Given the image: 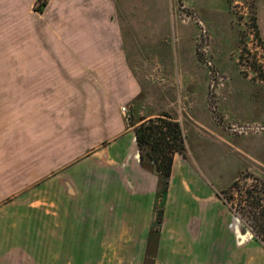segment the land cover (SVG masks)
<instances>
[{
  "label": "rangeland",
  "instance_id": "obj_1",
  "mask_svg": "<svg viewBox=\"0 0 264 264\" xmlns=\"http://www.w3.org/2000/svg\"><path fill=\"white\" fill-rule=\"evenodd\" d=\"M115 1L118 10L115 19L129 50L130 71L141 86L140 97L120 106V112L125 108V112H121L125 122L150 113L157 117L167 114L180 120L186 139L184 157L179 154L182 164L186 162L195 178L214 193L226 192L227 203L219 201L228 210L227 224L231 227L226 235L229 242L225 245L222 240L225 228L220 213L210 214L218 220L211 232L205 226L200 227L201 219H195L201 222L198 224L201 239L196 240L198 247L208 241L206 245L213 251L209 256L204 252L203 258L199 252L184 259V264H208L210 258L220 264H264V237L253 229L264 220L260 216L257 221L258 210L251 206L252 201H256L252 198L259 195L264 198L261 190L264 189V0ZM41 6L34 9L32 5V10L37 12ZM38 17L32 13L29 16L23 6L18 7L12 17L0 15V143H12L9 151L20 150L16 143H40L44 148L38 150L43 151L51 143H70L75 147L79 143L87 144L88 140L82 124L65 122L67 117L60 109L65 106V100H54L55 113L42 115L45 112L41 105L46 100L31 98L35 86L27 84L33 90H25L22 83V79L34 78L40 69L36 62H31L36 60V54L37 59L45 55L43 45L67 43L66 14ZM26 46L37 49L38 53H34L33 58L27 57L23 52ZM26 65L30 68L26 69ZM179 76H189L191 82L181 83ZM68 87L83 96L78 91L83 88L80 85ZM80 116L73 114L68 118L80 122ZM233 135L248 137L252 143H228ZM139 165L154 174L147 161ZM96 166L91 161L86 170L96 171ZM46 178L34 181L27 191L34 189L35 184H43ZM234 182L236 186L231 187ZM52 188L47 184L41 186L40 191L44 190L43 194L47 192L49 196ZM175 191L176 187L172 201L178 197ZM36 198L39 194L32 191L29 203ZM44 203L42 217L46 221L50 214L46 212L50 209L48 202ZM187 208L190 213H185L183 223L188 214L195 215L194 205L189 204ZM169 212L175 215L173 208ZM35 213H27L29 223L30 214L34 220ZM33 230L29 226V234ZM28 240L31 242L30 237ZM44 247L45 256L51 258L52 245ZM104 248L116 252L118 247ZM190 248L188 246V253ZM121 249L118 254L111 253L109 259H92L91 264L144 263L146 249L142 260L115 258L123 255L125 249ZM27 250L28 258L22 262L35 264V245L29 243ZM156 253L157 248L153 264ZM59 262L84 264L83 260H44V264Z\"/></svg>",
  "mask_w": 264,
  "mask_h": 264
},
{
  "label": "crops",
  "instance_id": "obj_2",
  "mask_svg": "<svg viewBox=\"0 0 264 264\" xmlns=\"http://www.w3.org/2000/svg\"><path fill=\"white\" fill-rule=\"evenodd\" d=\"M38 1L41 0H0V15L4 16L12 17L20 6L29 16L32 13L38 18L44 14H66L67 43L43 45L45 55L37 59L36 54V60L31 62H36L40 69L34 78H21L22 83L25 90H33L27 84L35 86L31 98L48 101L41 105L45 112L42 115L55 113L54 100H65V106L60 108L67 117L65 122L82 124L88 140L87 144L79 143L75 147L70 143H51L43 151L38 150L44 148L40 143H16L20 148L17 151H9L12 143H0V264H27L22 260L28 258L29 243L35 245V264H44L46 259L83 260L84 264H91L92 259H109L120 248L125 252L115 258L142 260L153 219L157 177L140 168L133 128L126 126L120 112L121 105L140 97L141 86L130 71L129 50L115 19L116 1L44 0L42 6H36ZM32 5L34 9L41 6L40 10L33 11ZM23 52L27 57L38 53L37 49L27 46ZM189 78L179 76L181 83L191 82ZM71 84L83 87L78 90L83 96L69 88ZM73 114L81 115L82 121L68 118ZM155 117L154 113L141 114L136 120L132 117V121ZM248 139L233 135L228 143H252ZM179 156L173 157L155 264H184V259L199 252L202 258L204 252L212 255L213 249L206 245L208 241L198 247L201 222L196 220L201 219L200 227L205 226L211 232L218 221L210 216L214 212L223 216L222 240L225 245L229 242L226 233L231 226L227 224V208L195 178L186 162L182 164ZM91 161L97 164L96 171L86 170ZM47 171L50 172L46 174ZM45 177L43 184H35L34 189L27 191L30 184ZM47 184L53 187L49 196L40 191ZM175 187L178 197L172 201ZM32 191L39 198L29 203ZM44 201L50 209L46 212L50 213L46 221L42 217ZM189 204L194 205L195 215L188 214L183 223L185 213H190ZM170 208L175 215L169 212ZM30 210L36 215L33 220L30 214L29 223ZM29 226L34 229L31 234ZM45 244L52 245L51 258L45 256ZM114 245L119 248L116 252L104 248ZM208 264L220 262L210 258Z\"/></svg>",
  "mask_w": 264,
  "mask_h": 264
},
{
  "label": "trees",
  "instance_id": "obj_3",
  "mask_svg": "<svg viewBox=\"0 0 264 264\" xmlns=\"http://www.w3.org/2000/svg\"><path fill=\"white\" fill-rule=\"evenodd\" d=\"M126 126L133 128L141 165L147 161L157 177L153 219L148 233L143 263L153 264L160 226L162 224L165 196L171 176L173 157L175 154H180L184 157L186 139L181 123L176 118L167 114L142 122H133L131 119L130 122L126 123ZM233 186H236V182L231 187ZM261 190L264 192V189ZM257 192L261 193V191ZM215 194L224 204L227 203L225 191L223 193L216 192ZM252 199L256 200L252 201L251 206L253 210H258L257 221L260 216L264 220V198H260L259 195V197ZM253 215L255 216L254 212ZM253 229H257L258 234L260 233L264 237V221H262L261 226L253 227Z\"/></svg>",
  "mask_w": 264,
  "mask_h": 264
},
{
  "label": "water",
  "instance_id": "obj_4",
  "mask_svg": "<svg viewBox=\"0 0 264 264\" xmlns=\"http://www.w3.org/2000/svg\"><path fill=\"white\" fill-rule=\"evenodd\" d=\"M44 0L38 1L36 6L40 5Z\"/></svg>",
  "mask_w": 264,
  "mask_h": 264
},
{
  "label": "built area",
  "instance_id": "obj_5",
  "mask_svg": "<svg viewBox=\"0 0 264 264\" xmlns=\"http://www.w3.org/2000/svg\"><path fill=\"white\" fill-rule=\"evenodd\" d=\"M121 112L122 113L125 112V108L124 107L121 108Z\"/></svg>",
  "mask_w": 264,
  "mask_h": 264
}]
</instances>
